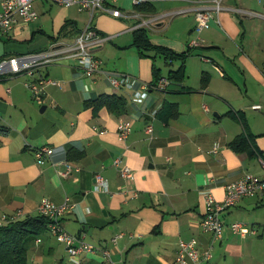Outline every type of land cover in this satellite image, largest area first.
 Here are the masks:
<instances>
[{"label": "crops", "instance_id": "crops-1", "mask_svg": "<svg viewBox=\"0 0 264 264\" xmlns=\"http://www.w3.org/2000/svg\"><path fill=\"white\" fill-rule=\"evenodd\" d=\"M105 4L123 15L96 11L91 17L77 6L36 0L35 19L18 17L0 34L1 59L73 44L89 25L108 38L94 49L103 69L136 79L117 88L103 73L88 76L63 59L37 72L58 83L46 84L38 100L26 86L34 78L0 75V216H38L43 198L60 205L69 197L65 227L111 252L110 258L101 251L70 257L46 230L27 239L28 264H175L180 240L191 239L212 254L199 264H264V197H244L224 210L220 239L201 227L209 194L222 201L226 185L244 174L264 178V0H224L200 32L195 13L207 0ZM140 29L145 37L137 44ZM199 37L202 44L190 47ZM172 75L165 90L153 88ZM141 83L151 87L136 101L132 93ZM104 95L122 97L117 105L124 108L102 104ZM122 119L132 126L125 141L117 134ZM44 146L54 154L38 164L35 151ZM66 160L73 166L67 177L59 173ZM125 165L133 181L122 177ZM96 175L109 191L94 190ZM234 222L255 232L233 233Z\"/></svg>", "mask_w": 264, "mask_h": 264}, {"label": "built area", "instance_id": "built-area-1", "mask_svg": "<svg viewBox=\"0 0 264 264\" xmlns=\"http://www.w3.org/2000/svg\"><path fill=\"white\" fill-rule=\"evenodd\" d=\"M36 0H0V34H6L11 31L20 17L24 21H31L36 18V12L33 9V3ZM63 6H77L79 10H87L92 17L96 11H103L114 16H122L119 9L107 6L106 1L111 3L116 0H49ZM135 6L152 3L163 0H130ZM260 1V0H259ZM208 6L198 8L196 11V32H200L204 28H208L211 22L215 20L216 15L223 10L224 0H207ZM107 36L97 33L89 25L77 36L75 42L69 45L52 46L47 51L28 53L21 55H14L0 59V75L8 74L11 76L26 74L34 79L28 80L26 86L30 89L31 94L38 100L44 98L45 85L48 83L58 84L52 82L50 79L43 76H36L40 68L48 65L59 63L66 59L73 61V64L81 68L88 76L93 73H103L107 80L115 87H132L136 79L131 76L117 74L111 71L104 70L102 61L98 58L94 49L102 46L107 40ZM202 39L199 37L190 42V47L199 46L202 44ZM38 77V78H37ZM170 83L168 77H161L153 88L165 90ZM150 85L141 83L138 90H134L132 95L134 100L141 101L146 97L150 90ZM252 108L255 110H262L261 104H253ZM149 135H152L153 128L151 125L146 128ZM132 131L131 122L129 120H120L118 123V138L125 141ZM100 133H105V130H100ZM218 144L215 143L211 151L216 152ZM54 154V149L49 146H44L36 149L35 155L38 164H43L46 159H51ZM121 162V158L116 160V165ZM66 169L59 171L62 176H69L72 173V162L64 161ZM120 165V164H119ZM121 175L124 179L133 181L134 171L128 165L121 167ZM225 197L222 201H217L210 194L207 197L206 206L207 211L201 221V227L204 232L210 233L213 239L222 238L225 224L223 223L220 214L235 206L244 197H264V178L257 177L251 173L244 174L241 178L230 182L225 187ZM95 191H109L107 180L101 176L96 175ZM73 204L70 198L67 197L63 204H56L49 198H43L38 206L39 214L48 219V231L56 236L61 242L66 245L70 257H78L83 252L101 251L105 258H110L111 252L108 248H100L94 244L85 241V234L76 235L71 233L63 224V215L67 213ZM23 216L22 211H17L13 214H3L0 216V226L16 221ZM230 229L233 233L246 236L251 232H255L247 225L239 222L230 224ZM124 233L115 235L111 241L117 243L118 239L123 237ZM39 241V240H37ZM212 256L210 250L200 251L196 247V240L189 241L180 240L178 250L175 257V264H199L204 260L210 259Z\"/></svg>", "mask_w": 264, "mask_h": 264}, {"label": "trees", "instance_id": "trees-1", "mask_svg": "<svg viewBox=\"0 0 264 264\" xmlns=\"http://www.w3.org/2000/svg\"><path fill=\"white\" fill-rule=\"evenodd\" d=\"M144 37L143 29L138 30L135 36L136 43L139 44ZM187 54L188 51L179 56L184 59ZM180 75L183 76V71H181ZM168 78L173 81L175 76L172 75ZM121 100H123L122 97L117 98L109 95L100 97L102 104L113 107L117 112L124 108V105H117L123 104ZM47 224L48 219L39 214L38 216L21 217L16 221L0 226V264H28L27 239L30 236L46 231L48 229Z\"/></svg>", "mask_w": 264, "mask_h": 264}, {"label": "water", "instance_id": "water-1", "mask_svg": "<svg viewBox=\"0 0 264 264\" xmlns=\"http://www.w3.org/2000/svg\"><path fill=\"white\" fill-rule=\"evenodd\" d=\"M44 108H45V106L42 107V109H44Z\"/></svg>", "mask_w": 264, "mask_h": 264}]
</instances>
